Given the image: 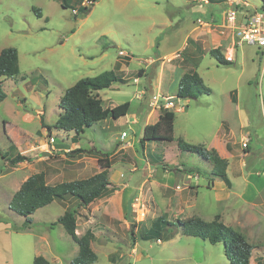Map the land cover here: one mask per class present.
I'll use <instances>...</instances> for the list:
<instances>
[{
    "label": "rangeland",
    "instance_id": "obj_1",
    "mask_svg": "<svg viewBox=\"0 0 264 264\" xmlns=\"http://www.w3.org/2000/svg\"><path fill=\"white\" fill-rule=\"evenodd\" d=\"M87 1L67 0L65 6L62 0H0V49L17 48L20 65V73L5 81L8 98L0 105V149L13 157L14 148H22L23 154L34 157L13 166L0 154V264H33L38 255L49 264L71 263L79 245L63 224L53 223L67 209H76L78 198L70 194L39 208L27 227H23L26 217L8 208L9 200L36 172L44 171L50 184L85 178L101 167V157L111 164L103 170L118 189L96 199L88 212L79 207L76 229L78 235L88 229L96 235L92 247L98 259L93 264H232L223 242L212 244L178 228L171 229L173 239H143L159 216L174 222L192 216L228 220L256 247L254 263H260L264 259V47L236 45L231 65L218 64L210 55L197 59L196 68L212 93L187 101L175 92L178 81H171L168 92L160 83L164 67L163 77L174 79L177 71L179 75L183 49L161 58L154 71L142 67L159 48L165 54L180 44L199 14L192 7L194 0L187 6L183 0H96L88 14L76 15ZM217 1L209 2L220 6L219 15L203 22L219 26L225 9L239 7L246 14L263 3ZM173 4L181 6L172 15L178 19L171 21ZM181 17V27L174 32L176 27L171 26ZM222 48L226 50L225 45ZM163 61L168 69L161 67ZM190 61L185 58L182 66L191 67ZM124 64L128 82L120 90L106 88L99 95L106 99L104 107L130 100L133 107L127 115L108 117L80 134L55 127L67 88L83 77ZM156 98L160 107L154 108ZM162 109L177 112L175 141L142 145L144 125L158 121ZM132 113L139 117L136 124ZM42 118L51 126L43 135L48 145L36 147ZM9 119L18 126L8 133L4 121ZM214 134L215 146L211 145ZM180 138L215 149L226 158L235 184L230 188L214 175L209 158L181 150ZM246 140L249 147L244 146ZM243 189L250 196L245 202ZM132 197V216L127 218ZM90 216L94 220L89 223Z\"/></svg>",
    "mask_w": 264,
    "mask_h": 264
},
{
    "label": "trees",
    "instance_id": "obj_2",
    "mask_svg": "<svg viewBox=\"0 0 264 264\" xmlns=\"http://www.w3.org/2000/svg\"><path fill=\"white\" fill-rule=\"evenodd\" d=\"M92 1L90 5H81L75 14L77 15L80 12L81 14H88L96 2V0ZM262 1V8H264V0ZM62 5L66 6L67 0H62ZM36 13L40 15V9H36ZM211 54L216 58L218 64L231 65L233 63V61L225 57L220 48L212 49ZM155 66H157V63L152 64L150 68L155 70ZM19 72L20 65L17 48H3L0 51V103L7 97L4 89V80L18 75ZM128 80L114 69L103 71L92 77L79 79L67 88L61 96L59 101L61 112L55 127L68 131L74 130L77 134H80L86 128L92 127L97 122L108 117L118 119L127 115L131 108L130 100L114 107H104L99 91L110 88L116 82L126 83ZM211 93V87L206 84L200 73L195 70L184 73L179 80L178 95L186 99H197L202 94ZM175 119V111L164 109L158 121L145 125L141 144L144 145L147 141L153 140L175 141ZM41 120L42 125L50 131L51 126L46 123L44 118ZM177 143L183 151L197 152L205 158H209L214 164L213 174L225 181L227 186H232V181L227 172L228 160L221 157L215 149L210 150L203 145L192 144L183 138L178 139ZM0 154L10 160L13 166L20 162L32 161L34 158L32 155L23 153L9 157L1 149ZM99 164L102 169L111 167V164L108 161H104L102 157L99 158ZM112 189H117V186L113 185L108 177V172L105 170L96 172L89 177L55 184L48 183L46 173L40 171L30 175L21 187L15 191L10 201V208L26 217L23 227H27L32 223L31 215L39 208L50 204L57 198H65L70 194L77 197L79 200L78 207L76 209H67L53 224H63L66 231L79 245L78 254L72 259L70 264H93L98 259V254L92 247V242L96 235L92 229H88L82 235L77 234L78 208L82 206L88 207L96 199L104 196ZM128 203L127 218H131L133 197ZM172 228L182 230L184 235L201 237L212 244L223 242L225 255L232 264H250L255 246L246 239L244 234L226 224L219 216L213 220L192 216L180 219L177 222L170 221L164 216H159L151 227L144 232L143 239L169 240L173 237ZM33 264H49V260L43 255H38L34 258Z\"/></svg>",
    "mask_w": 264,
    "mask_h": 264
},
{
    "label": "crops",
    "instance_id": "obj_3",
    "mask_svg": "<svg viewBox=\"0 0 264 264\" xmlns=\"http://www.w3.org/2000/svg\"><path fill=\"white\" fill-rule=\"evenodd\" d=\"M184 2L182 3V4H185V6H187L188 5V3H190L192 0H183ZM209 1H217V0H194V3H192V7L194 8V11H196V12H198L199 14H198V16H197V18H196V20H195V22L193 21V23L191 22V24L189 25V27L187 28V31H186V33H185V35L183 36V38H182V40L180 41V44H178L177 46H176V48H174V50H171L170 52H167V53H161L160 51H161V48H159V51L155 54L154 53V55L155 56H153V55H150V56H148L146 59H145V66L144 67H142V68H149V70H153L154 71V69H151L150 68V66L152 65V64H154V63H157V65L158 66H155V67H159V65H160V63H161V58H163V57H165V56H167V55H169V54H171V53H173L174 51H176V50H178V49H183V52H184V59L182 60V62L180 63V65H178V66H180V68H181V71H180V73H179V75H177V72H176V77L175 76H173V77H175L174 79H172V77H170V76H168V77H163V73H164V71H165V67H164V70H163V72L162 73H160V83H161V88H163V90L164 91H166V92H168V90L171 88V81H174L175 83L178 81V86H177V88H175V92L176 93H178V88H179V80H180V78L182 77V75L184 74V73H186V72H189V71H192V70H195V71H197V72H199L198 70H197V68H196V65H197V59H199L200 57H203V56H205V55H210L212 58H214L215 60H216V58L214 57V56H212V54H211V50L212 49H215V48H220V49H222V52H223V54L225 53V50H223V48H222V46H224L225 45V48H228V47H230L231 48V44L233 45V42H234V33H233V30L231 29V28H229V27H227V25H226V23H224V20H225V17L226 16H224L225 15V13H226V10L227 9H225L224 11H223V14H222V16H221V18H220V22H222V20H223V22H222V24L220 23L219 24V26H215V25H213V24H211V23H208V22H203V20L204 19H208V18H212V17H217L218 15H219V11H220V6L219 5H211L210 4V2ZM221 1H223V0H218L217 2H220L221 3ZM229 1V0H228ZM228 1H226V0H224V2H228ZM179 6H181V5H178V7H176L175 8V4H173V7H171L170 8V13H171V17H170V19H171V21H173V20H175V19H178V18H172V15L176 12V10L179 8ZM261 7H262V5H261ZM173 8H175V9H173ZM181 13V12H180ZM183 20V17H181L180 19H179V23L176 25V26H171L172 28H175L174 29V32L175 31H177L178 29H180V25H181V22L180 21H182ZM199 21L200 22H202V23H200L199 24ZM206 24L208 27H204V26H202L203 24ZM193 25H195V26H193ZM170 26V25H169ZM164 27H165V25H164ZM3 49V48H2ZM2 49H0V51L2 50ZM125 51V50H124ZM125 52H127V51H125ZM128 53V52H127ZM235 54H237L236 53V51H235ZM103 55V54H102ZM185 58H188V59H190L191 61V67H188V66H182V63H184V61H185ZM120 62H121V60H120ZM216 62H218L217 60H216ZM167 62H165V61H163V63L161 64V67L162 66H166L167 68L166 69H168V63H167V65H165ZM117 64H118V62L116 63V66H117ZM171 65V64H170ZM175 66H177V65H175ZM127 65L126 64H124V66L123 67H117L116 69L117 70H115V71H117V73L118 74H121V75H123L124 77H125V72H126V70H127ZM171 68V67H170ZM175 68V67H174ZM143 70V69H142ZM141 70V71H142ZM175 70H176V68H175ZM140 71V72H141ZM20 73V72H19ZM17 76V75H16ZM16 76H14V77H16ZM9 78V77H8ZM10 78H13V77H10ZM7 79V78H6ZM6 79L4 80V87H5V81H6ZM174 84V83H173ZM121 85H123L122 83H115V84H113L111 87H110V89L112 90H110L111 92H113V91H116V90H120L121 88H122V86ZM159 86H160V84H159ZM175 85H173V87H174ZM5 89V88H4ZM100 93H101V90L99 91ZM7 98H8V95H7V97L0 103V105L1 104H4L5 102H6V100H7ZM102 99H103V104H104V102L106 101V99L105 98H103V97H101ZM112 99V98H111ZM190 99H188L187 101H189ZM115 104V103H114ZM118 105V104H117ZM114 106H116V104L114 105ZM113 106V107H114ZM132 103H131V108L130 109H132ZM38 112L40 111V110H37ZM186 111V109L184 110V112ZM177 113V112H176ZM44 115H45V113H43ZM132 115H134V119H133V123L134 124H136L137 122H138V118L139 117H137V114L136 113H132ZM27 116V115H26ZM28 117V116H27ZM159 117H160V115H159ZM176 117H177V115H176ZM101 121H103V120H101ZM101 121H99V122H101ZM175 121H176V119H175ZM5 122V124H4V127H6L7 128V132L9 133V128L10 127H14V126H18V123H17V121L13 124V121H11V119H9V120H6V121H4ZM47 123V122H46ZM148 124V123H147ZM146 125V124H145ZM145 125H144V127H145ZM41 126H42V130H39V133H40V135H41V138H40V145H37L36 147H39V146H45V145H48V141L47 140H45V138H43V135H46L47 133H48V129L46 128V127H44L43 125H42V120H41ZM144 127H143V129H144ZM143 131V130H142ZM174 135H175V127H174ZM176 137V136H175ZM128 138V137H127ZM211 145H214L215 146V143H216V141H217V138H216V134H214V136L212 137V139H211ZM173 142V141H172ZM14 145H15V147H17L18 145H17V143H14ZM21 147H22V142L19 144ZM217 146V145H216ZM12 147V146H11ZM11 149V151H13L12 149L13 148H10ZM15 149V151H16V154L17 153H21L22 154V148L20 149V150H17V148H14ZM36 150H38V149H36ZM8 153V152H7ZM15 154V155H16ZM12 157V156H11ZM14 157V156H13ZM4 159H6V158H4ZM21 163V162H20ZM103 169H101V167L100 166H98V170H96L95 172H94V174L96 173V172H99V171H102ZM93 175V174H92ZM28 178V177H27ZM231 179V178H230ZM223 181V180H222ZM231 181H232V179H231ZM225 182V181H224ZM21 183H22V180H21ZM235 183H233V181H232V186L234 185ZM22 185V184H21ZM21 185H20V187H21ZM227 185V184H226ZM259 185V184H258ZM231 186V187H232ZM19 187V188H20ZM229 187V186H228ZM230 187V188H231ZM117 189H118V187H117ZM116 189V190H117ZM244 190V189H243ZM17 191V190H16ZM259 192H260V190H259ZM14 193H15V191H14ZM261 193V192H260ZM14 195V194H13ZM12 195V196H13ZM12 196H11V198H12ZM11 198H10V200H9V205H8V208L10 209V201H11ZM134 198V197H133ZM250 198V196H249V194H247V192L244 190L243 191V195H242V201H247L248 199ZM130 200V199H129ZM129 200H128V202H129ZM127 202V212L126 213H128V209H129V207H128V203ZM88 208L89 207H85L84 208V210L86 211V212H88ZM228 212H230V208H228L227 209V213ZM131 216H132V212H131ZM224 217V216H223ZM94 218V216H90V220H87L89 223H90V221H92V220H94L93 219ZM170 220V219H169ZM232 222L233 223H235V224H238V223H236V222H234V219L232 218ZM225 223L226 224H228L229 222H228V220L227 221H225ZM231 223H229L228 225H230ZM230 226H232V224L230 225ZM3 227H7V226H3ZM233 227V226H232ZM236 229V228H235ZM181 232H182V230H180ZM182 234H183V232H182ZM171 239H173V238H171ZM256 247H254V249H255ZM254 252V251H253ZM260 257V256H259ZM255 258H254V256L252 255V257H251V260H250V264H255L254 262H256L255 260H254ZM260 260V263H257V264H264V259H259Z\"/></svg>",
    "mask_w": 264,
    "mask_h": 264
},
{
    "label": "built area",
    "instance_id": "obj_4",
    "mask_svg": "<svg viewBox=\"0 0 264 264\" xmlns=\"http://www.w3.org/2000/svg\"><path fill=\"white\" fill-rule=\"evenodd\" d=\"M92 2V0H88L86 5ZM246 12L247 15L239 7H230L226 12L224 23L233 30L234 42L231 48H226L224 55L231 61L235 59L236 45L248 43L257 45L258 47H264V8L260 7L252 13L249 10ZM175 56L179 55L177 54ZM173 104L174 102H167L168 106H173ZM152 106L154 108L160 107L157 98L153 101ZM125 135L126 132H123V136ZM244 146H248L247 140L244 141Z\"/></svg>",
    "mask_w": 264,
    "mask_h": 264
},
{
    "label": "water",
    "instance_id": "obj_5",
    "mask_svg": "<svg viewBox=\"0 0 264 264\" xmlns=\"http://www.w3.org/2000/svg\"><path fill=\"white\" fill-rule=\"evenodd\" d=\"M180 98L184 99V97H183V96H180ZM174 99H175V97H174V98H172V100H174Z\"/></svg>",
    "mask_w": 264,
    "mask_h": 264
}]
</instances>
